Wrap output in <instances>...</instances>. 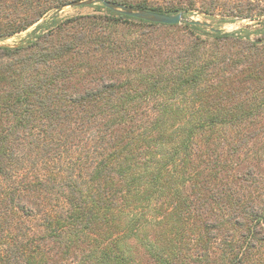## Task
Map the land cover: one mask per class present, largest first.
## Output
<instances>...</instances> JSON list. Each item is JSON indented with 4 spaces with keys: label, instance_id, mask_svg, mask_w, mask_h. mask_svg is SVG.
<instances>
[{
    "label": "trees",
    "instance_id": "obj_1",
    "mask_svg": "<svg viewBox=\"0 0 264 264\" xmlns=\"http://www.w3.org/2000/svg\"><path fill=\"white\" fill-rule=\"evenodd\" d=\"M71 1L0 0V264H264V0Z\"/></svg>",
    "mask_w": 264,
    "mask_h": 264
},
{
    "label": "water",
    "instance_id": "obj_2",
    "mask_svg": "<svg viewBox=\"0 0 264 264\" xmlns=\"http://www.w3.org/2000/svg\"><path fill=\"white\" fill-rule=\"evenodd\" d=\"M100 4L103 7L112 10L117 13H121L125 16L136 18L139 20H144L151 23L157 24H166V25H177L182 24L184 22H188L193 25H201L207 27L208 29H212V25L207 22H202L200 20H194L192 17L186 16L184 12H178L175 15H166L161 14L149 10H142L135 7L125 6L122 4H118L116 2H112L109 0H78L71 1L65 5L59 6L56 11L57 13L62 12L65 8H78L83 6H90ZM201 14V13H198ZM216 31L215 29H212ZM4 46V45H0ZM8 46V45H6Z\"/></svg>",
    "mask_w": 264,
    "mask_h": 264
},
{
    "label": "rangeland",
    "instance_id": "obj_3",
    "mask_svg": "<svg viewBox=\"0 0 264 264\" xmlns=\"http://www.w3.org/2000/svg\"><path fill=\"white\" fill-rule=\"evenodd\" d=\"M241 1V0H240ZM97 5V4H95ZM96 12V7H93V5L90 6H83V7H78V8H65L62 12L56 13L59 17L62 18H68V17H73L77 15H84V14H90V13H95ZM52 12H50L46 19L51 16ZM189 17H192L194 20H200L202 22H207L212 25L215 29L227 31V32H232L236 31L238 29L243 28L244 26L247 25H254V22L247 21L245 19L243 20H234L231 22H220L218 19H211L208 16L204 14H198V12H194L192 15ZM36 27V24L33 25L31 28H29L27 31H24L22 33L16 34L11 38H8L6 40L0 41V45H8V46H13L21 41H24L27 39L29 33Z\"/></svg>",
    "mask_w": 264,
    "mask_h": 264
}]
</instances>
